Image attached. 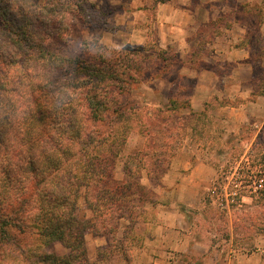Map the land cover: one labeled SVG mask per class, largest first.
<instances>
[{"label":"trees","instance_id":"trees-1","mask_svg":"<svg viewBox=\"0 0 264 264\" xmlns=\"http://www.w3.org/2000/svg\"><path fill=\"white\" fill-rule=\"evenodd\" d=\"M93 13L85 0H0V264H90L87 234L109 237L111 252L127 262L141 247L138 228L163 206L157 192L170 163L206 116L179 113L190 103L173 97L184 88L178 74L186 66L177 55L166 60L154 49L162 63L152 73L144 69L152 58L145 48L77 38ZM259 19L242 25L246 49L261 59L263 48L253 46ZM174 67L168 107L134 100L146 78ZM132 136L138 143L125 153L118 180L116 163ZM143 177L147 185L138 181ZM80 197L86 217L77 213ZM56 242L65 255L47 250Z\"/></svg>","mask_w":264,"mask_h":264},{"label":"rangeland","instance_id":"rangeland-1","mask_svg":"<svg viewBox=\"0 0 264 264\" xmlns=\"http://www.w3.org/2000/svg\"><path fill=\"white\" fill-rule=\"evenodd\" d=\"M85 1L94 6L95 17L93 23L78 25L77 38L118 50L145 48V55L152 57L145 62L147 72L155 73L162 63L152 56L157 47L166 52V60L177 55L186 66L178 74L184 78L182 90L173 92L174 67L162 76L146 78L145 75L146 81L133 93L135 101L164 109L169 106L168 96L173 92V97L190 103L189 108H182L179 113L203 111L206 114L204 120L195 125V130L188 132L182 151L170 163L161 183L163 189L157 192L163 206L156 205L149 211L152 216L148 225L138 228V246H144L148 234L154 233L156 209L174 207L186 215L188 232L195 240L223 249L225 254L229 250L254 252L258 239L264 237V57L250 55L246 61H240L251 73L249 81L240 80L242 74L234 70L238 68L236 56L230 54L231 51L226 55L215 52L212 43L216 37L226 35V29L233 35L236 30H242L244 35L236 38L231 46L233 50L246 48L242 23L260 16L258 40L253 46L254 49L262 47L264 51V0ZM248 6L255 9L251 11ZM181 13L193 16L186 27H181L184 21ZM234 19L239 22L232 23ZM210 20L212 24L206 27ZM222 25L227 28L209 38L211 32H217ZM137 143V136H132L126 150L120 153L114 170L116 179L123 177L125 153ZM218 152L222 154L217 155ZM193 157L195 160L191 162ZM196 163L212 169V179L208 180L211 174L203 168L196 171L193 181L180 186V181ZM212 164L217 165V170ZM138 181L148 184L144 177ZM77 213L80 217L88 215L81 197ZM177 237L179 239V235ZM85 241L90 264H150L146 257L136 259L137 247L127 253L129 260L125 262L122 254L111 252L113 243L109 237L87 234ZM92 243L102 246L94 248ZM47 250L57 255L68 252L57 242ZM93 250L96 256L90 257ZM100 250H104L101 256ZM198 257V254L192 255L190 262L194 263Z\"/></svg>","mask_w":264,"mask_h":264},{"label":"crops","instance_id":"crops-1","mask_svg":"<svg viewBox=\"0 0 264 264\" xmlns=\"http://www.w3.org/2000/svg\"><path fill=\"white\" fill-rule=\"evenodd\" d=\"M208 1L212 0H204V2ZM173 14L176 15V11H174ZM181 14L184 15V21H182L181 27H186L191 23L193 16L190 13H188V15ZM171 17L172 16L169 15L167 18L170 19ZM262 30L264 33V26ZM226 31L228 32L226 35L224 34L223 36L215 38L212 43V48L215 52H220L221 55H226L231 51L230 54L236 56V60H238L236 63L238 68H234V70L237 69V71H240L242 74L243 78L240 80L249 81L251 77L250 70L244 67V63H240V61L244 62L250 57L249 51L246 48L233 50V46H231L236 38L241 37L244 33L242 30V32L236 30L233 35L231 30L226 29ZM240 65H243L242 68L239 67ZM233 76H235L234 73ZM203 168L211 174L208 178V180H211L213 177L212 169L196 163L190 168L185 178L180 181V186L187 181H193L196 171ZM154 221L156 222L153 224V226H155L154 233L150 232L148 238L147 236L145 237L147 238L145 240V245L138 248L139 254L136 259L146 257L150 264H264V237L258 239V243H256L257 249L250 254L241 252L240 250H229L225 254L222 252L223 249H217L208 243L195 240L190 232H188L186 215L183 212H179L174 207L156 209L153 218V222ZM150 226H152V224ZM176 235H179V239ZM92 245L94 248L99 246V244L96 243H92ZM100 246L102 245L100 244ZM194 254H198L199 257L194 263H191V256ZM95 256L93 250L90 257ZM97 264L106 263L97 262Z\"/></svg>","mask_w":264,"mask_h":264}]
</instances>
